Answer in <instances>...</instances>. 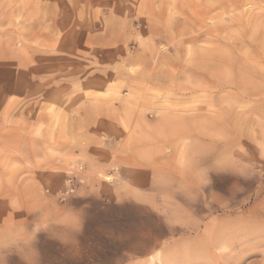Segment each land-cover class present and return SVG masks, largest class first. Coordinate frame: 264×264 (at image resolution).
<instances>
[{
  "label": "rangeland",
  "instance_id": "obj_1",
  "mask_svg": "<svg viewBox=\"0 0 264 264\" xmlns=\"http://www.w3.org/2000/svg\"><path fill=\"white\" fill-rule=\"evenodd\" d=\"M157 252L264 264V0H0V264Z\"/></svg>",
  "mask_w": 264,
  "mask_h": 264
},
{
  "label": "bare ground",
  "instance_id": "obj_2",
  "mask_svg": "<svg viewBox=\"0 0 264 264\" xmlns=\"http://www.w3.org/2000/svg\"><path fill=\"white\" fill-rule=\"evenodd\" d=\"M148 262H149V264H155V263L161 264L160 254L158 252L153 254L152 256L149 257Z\"/></svg>",
  "mask_w": 264,
  "mask_h": 264
}]
</instances>
